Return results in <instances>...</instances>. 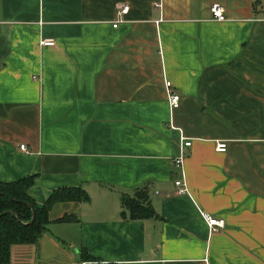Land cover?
Masks as SVG:
<instances>
[{
	"label": "crops",
	"instance_id": "0c3cea01",
	"mask_svg": "<svg viewBox=\"0 0 264 264\" xmlns=\"http://www.w3.org/2000/svg\"><path fill=\"white\" fill-rule=\"evenodd\" d=\"M26 175L37 205L87 200L53 203L9 264H264V0H0V182ZM138 191L154 216L122 214Z\"/></svg>",
	"mask_w": 264,
	"mask_h": 264
},
{
	"label": "trees",
	"instance_id": "16d2710c",
	"mask_svg": "<svg viewBox=\"0 0 264 264\" xmlns=\"http://www.w3.org/2000/svg\"><path fill=\"white\" fill-rule=\"evenodd\" d=\"M32 180V175H26L11 182H0V264H9L12 244L34 243L44 232L48 223L47 211L53 203L87 200V195L79 187H62L51 191L44 202L37 205L27 193ZM144 199L142 191L132 196L121 195L122 214L126 211L132 220L154 216ZM71 220L68 216L59 219L60 222Z\"/></svg>",
	"mask_w": 264,
	"mask_h": 264
},
{
	"label": "built area",
	"instance_id": "2783aa9c",
	"mask_svg": "<svg viewBox=\"0 0 264 264\" xmlns=\"http://www.w3.org/2000/svg\"><path fill=\"white\" fill-rule=\"evenodd\" d=\"M127 5L123 4L116 8L115 10V19L112 22V27H115L119 22L122 21V15L127 11ZM209 15L210 18L215 21H224V10L223 7L216 2H212L209 5ZM38 46H52L54 44V40L52 38H39L37 42ZM164 87L166 92V101L170 110L175 109L178 106L179 96L172 89V84L169 80L164 79ZM190 146L189 140H184L183 136L180 137V145H179V154L173 159L174 166L179 169L180 177L175 178L173 180V184L176 188L175 194L181 195L186 192V185L184 182L183 174H182V161L184 158L183 149L185 147ZM19 149L27 152L26 148L23 144L19 145ZM226 149V144L222 140H216L214 142V150L217 152H224ZM200 216L203 219L208 232H214L224 226V220L219 217L211 216L205 212H200ZM80 264H84L81 262Z\"/></svg>",
	"mask_w": 264,
	"mask_h": 264
},
{
	"label": "water",
	"instance_id": "95a60500",
	"mask_svg": "<svg viewBox=\"0 0 264 264\" xmlns=\"http://www.w3.org/2000/svg\"><path fill=\"white\" fill-rule=\"evenodd\" d=\"M31 219H32V217H31Z\"/></svg>",
	"mask_w": 264,
	"mask_h": 264
}]
</instances>
